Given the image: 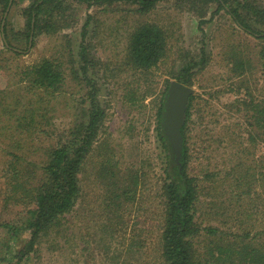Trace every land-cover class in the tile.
Masks as SVG:
<instances>
[{
	"label": "rangeland",
	"instance_id": "374dc122",
	"mask_svg": "<svg viewBox=\"0 0 264 264\" xmlns=\"http://www.w3.org/2000/svg\"><path fill=\"white\" fill-rule=\"evenodd\" d=\"M34 1L13 0L3 12L0 0V222H27L36 204L37 190L33 195L21 190L22 200L12 197L17 191L11 179L8 183L10 152L21 157L22 178L37 187L50 149L59 140L65 142L66 130L85 117L89 104L81 101L86 88L79 70L85 30L94 62L90 75L99 84V100L107 116L101 141L95 143L80 174L82 194L75 210L40 233L25 264H166L162 183L167 157L158 138V103L168 84L177 80L174 73L182 57L199 58L203 53L206 61L194 68L189 85L194 103L188 126V170L199 184L197 222L201 227L215 226L223 234L202 230L194 240L195 254L201 264H218L208 252L216 248L211 240L233 239L237 247L233 242L230 260L243 249L235 264H264V141L255 144L249 139L244 115L254 110L243 100L264 101V40L239 29L228 14L210 20L215 4L197 11L189 8L196 5L193 0H160L139 10V4L128 1L89 6L82 0H63L52 13L50 6L42 14L54 26L28 41L24 8ZM201 15L206 23L200 24ZM141 23L156 24L165 32V54L148 70H137L128 61L131 34ZM46 58L61 63L67 77L56 100L58 111L51 118L56 131L22 139V146L15 140L16 118L9 114L10 104L19 99L29 103L24 73ZM183 151L184 145L180 160ZM108 158L120 170L144 173L134 201L118 209L109 200L104 176L111 171ZM4 237L5 229L0 227V254ZM27 237L30 231L23 233L19 247Z\"/></svg>",
	"mask_w": 264,
	"mask_h": 264
},
{
	"label": "trees",
	"instance_id": "16d2710c",
	"mask_svg": "<svg viewBox=\"0 0 264 264\" xmlns=\"http://www.w3.org/2000/svg\"><path fill=\"white\" fill-rule=\"evenodd\" d=\"M89 6L112 4L115 2L128 1L139 4V10H147L155 6L160 0H82ZM195 4L189 7L192 10H201L203 7L215 4L216 7L210 18L213 19L221 13L228 14L235 22L239 29L244 30L256 39L264 40V0H193ZM3 12L7 11L10 0H2ZM63 0H35L31 5L24 8L27 15V40L43 31L47 32V27L54 23L50 19L44 21L43 13L50 9L53 12L56 6H60ZM69 8V7H68ZM208 8V7H207ZM200 24L208 20L201 15ZM46 27V28H45ZM86 28V26L84 27ZM34 31V32H33ZM88 31L83 32V41L81 43L82 64L79 67L81 73V82L86 88L85 97L81 99L83 104H89L85 117L67 130V140L57 141L49 151L48 160L43 165V178L38 182L37 187L32 181L23 179L24 170L19 166L22 161L17 153L10 152L13 156L9 163L8 183L12 189H16L12 197L16 200L25 199L22 190L27 194L36 192V204L30 210L31 218L28 221H2L0 227L5 229V237L2 243V253L0 254V264H25L31 252L36 248L37 240L43 231L53 227L60 218L67 213H72L82 194L81 176L87 158L94 149L95 143L101 141V135L105 126L107 109L100 100V87L92 75L90 67L93 59L86 42ZM17 54L21 51L10 46ZM166 51V39L164 30L151 23H141L132 32L130 39V51L128 55L129 63L134 64L137 70H148L157 66L162 60ZM240 60V59H239ZM206 61V55L203 53L199 58L184 55L180 69L174 73L175 78L187 85L192 84L194 68ZM94 66V65H93ZM241 66L244 62L241 61ZM238 73L237 69H233ZM24 73V72H23ZM61 63L46 58L40 63L24 73V78H28L27 85L24 88L27 93L29 105L19 99L10 104L11 117H15L14 135L16 142L22 144V139L32 140L39 137V134H50L55 130V125L51 123L54 112L58 111L57 103L65 88L67 77ZM24 79V80H25ZM168 86L163 91L158 103V138L166 155L165 176L162 183V195L164 197L165 213L162 230V256L166 264H201L197 258L194 248V240L201 235L202 230L209 234L222 233V230L215 226L201 227L197 222V199L200 195L198 179L188 170L189 153V121L192 118L191 108L194 103V97L191 96L189 103L186 122L182 132L184 135L183 157L179 161L166 134L163 126L164 112L166 109V93ZM244 103L250 106L254 113H246L244 116L246 123L249 125V139L255 144L259 140L264 141V101H256L254 98L247 100L243 98ZM241 100V101H243ZM242 107H238L241 111ZM44 119V120H43ZM5 126V125H4ZM3 126V127H4ZM48 126H53L50 129ZM13 135V136H14ZM107 167L111 171H105V179H108L107 188L111 200L117 209L133 202L139 192V186L144 182V173L137 169V173L128 170H120L115 160L108 158ZM32 162H27V169ZM106 167V168H107ZM22 178V179H21ZM29 184V186L27 185ZM15 191V190H14ZM22 192V193H23ZM115 210V208L111 209ZM30 231V238L22 247L19 242L23 233ZM223 234V233H222ZM248 236V235H247ZM24 239V238H23ZM224 239H212L216 248L212 247L209 254L215 257L218 264H235L242 258L243 249L235 252L238 258L231 259V253L234 252L235 245L233 239L228 243ZM145 240H142V243ZM235 243V245L233 244ZM141 243V244H142ZM142 246H144L142 244ZM244 255V254H243ZM197 258V259H196ZM240 258V259H239ZM243 261V259H242ZM221 262V263H220ZM254 264V263H252Z\"/></svg>",
	"mask_w": 264,
	"mask_h": 264
},
{
	"label": "water",
	"instance_id": "95a60500",
	"mask_svg": "<svg viewBox=\"0 0 264 264\" xmlns=\"http://www.w3.org/2000/svg\"><path fill=\"white\" fill-rule=\"evenodd\" d=\"M12 1H10V4H12ZM192 93L193 88L191 86L175 80L171 83L166 95L163 126L176 155V160L179 162L184 145L182 129L186 122V114Z\"/></svg>",
	"mask_w": 264,
	"mask_h": 264
}]
</instances>
